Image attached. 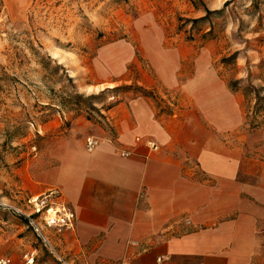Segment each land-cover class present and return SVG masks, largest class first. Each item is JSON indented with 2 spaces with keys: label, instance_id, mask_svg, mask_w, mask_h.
<instances>
[{
  "label": "rangeland",
  "instance_id": "1",
  "mask_svg": "<svg viewBox=\"0 0 264 264\" xmlns=\"http://www.w3.org/2000/svg\"><path fill=\"white\" fill-rule=\"evenodd\" d=\"M205 8L213 13L194 22ZM235 53L236 66L222 63ZM231 78L264 95V0H0V255L19 252L23 261L36 252L38 262L58 264L22 217V210H33L30 198L54 202L23 187L51 165L74 121L114 134L106 118L110 104L146 90L160 111L174 114L184 106L182 89L221 90ZM229 90L240 118L230 132L235 148L250 164L264 161V128L251 129L248 102ZM76 94H97L92 102L105 118ZM51 230L53 244L77 264ZM124 259L97 257L90 264Z\"/></svg>",
  "mask_w": 264,
  "mask_h": 264
},
{
  "label": "crops",
  "instance_id": "2",
  "mask_svg": "<svg viewBox=\"0 0 264 264\" xmlns=\"http://www.w3.org/2000/svg\"><path fill=\"white\" fill-rule=\"evenodd\" d=\"M228 87L182 89L184 106L174 114L143 94L120 101L106 112L114 134L73 122L51 165L23 188L74 211V228L57 240L77 264H157L160 256L166 264H264V161L250 164L235 148L230 132L240 118ZM89 134L101 140L92 151ZM16 255L0 258L22 264Z\"/></svg>",
  "mask_w": 264,
  "mask_h": 264
},
{
  "label": "built area",
  "instance_id": "3",
  "mask_svg": "<svg viewBox=\"0 0 264 264\" xmlns=\"http://www.w3.org/2000/svg\"><path fill=\"white\" fill-rule=\"evenodd\" d=\"M86 148L89 151L94 150L99 146L101 140L90 135L86 138ZM146 145L153 149H158V144L153 140H146ZM124 156H128V151L122 152ZM29 204L33 206L32 212L28 213L22 210V217L26 220L28 225L32 228L34 233L42 241L45 248L50 252L58 264H75L74 261L67 258L51 241L46 230L55 229L60 233L63 229H72L75 225L76 215L74 211L64 202L49 203L46 200H39L38 198H30ZM166 259L162 256L158 257L157 264H166ZM8 257H1L0 264H9ZM36 252H27L24 255L22 264H37ZM121 264H130L128 261H123Z\"/></svg>",
  "mask_w": 264,
  "mask_h": 264
},
{
  "label": "trees",
  "instance_id": "4",
  "mask_svg": "<svg viewBox=\"0 0 264 264\" xmlns=\"http://www.w3.org/2000/svg\"><path fill=\"white\" fill-rule=\"evenodd\" d=\"M206 10V15L204 17H201L199 19H194L193 21L194 22H199V21H202L204 19H207L208 16L210 14L213 13L212 10H210L209 8H205ZM221 10H217L216 12L217 13H220ZM237 57H238V53H235L234 55H232L230 58H224L222 60V63H228L229 61H231L235 66H236V60H237ZM228 86L231 90L233 91H240L246 101L248 102V113H247V116H246V119L248 121V123L250 124L251 126V129H260V128H264V95H262V88H257L255 86H253L252 84L250 85H247L245 87H241V80L239 79H236V78H231L228 80ZM131 87V86H130ZM113 89H116V88H109V89H105L101 92L102 93H105L106 91L108 90H113ZM141 93L145 96H151L152 94L147 92L146 90H140ZM78 95L79 98H81V101H84V102H89L87 104V107L88 109H90V111H96V112H101L100 109H97L95 106H94V103L92 102V99L96 98L97 94H92L90 95L89 97H87L86 99H83L82 95H79V94H76ZM77 97V98H78ZM253 103V104H251ZM113 105L110 104L108 105V107H106V110L107 109H110ZM99 116L105 118V116L103 114H99Z\"/></svg>",
  "mask_w": 264,
  "mask_h": 264
},
{
  "label": "bare ground",
  "instance_id": "5",
  "mask_svg": "<svg viewBox=\"0 0 264 264\" xmlns=\"http://www.w3.org/2000/svg\"><path fill=\"white\" fill-rule=\"evenodd\" d=\"M56 57V56H55Z\"/></svg>",
  "mask_w": 264,
  "mask_h": 264
}]
</instances>
